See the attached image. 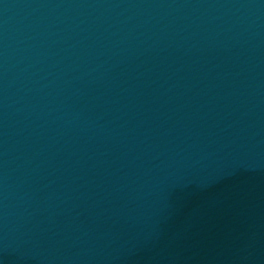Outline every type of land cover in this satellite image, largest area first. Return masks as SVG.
Segmentation results:
<instances>
[{
    "label": "water",
    "instance_id": "1",
    "mask_svg": "<svg viewBox=\"0 0 264 264\" xmlns=\"http://www.w3.org/2000/svg\"><path fill=\"white\" fill-rule=\"evenodd\" d=\"M0 264H264V0H0Z\"/></svg>",
    "mask_w": 264,
    "mask_h": 264
}]
</instances>
